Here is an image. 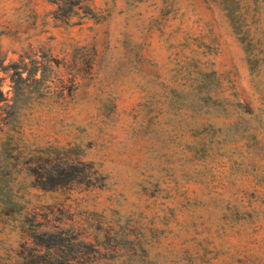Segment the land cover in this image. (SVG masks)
I'll return each mask as SVG.
<instances>
[{"label": "rangeland", "instance_id": "374dc122", "mask_svg": "<svg viewBox=\"0 0 264 264\" xmlns=\"http://www.w3.org/2000/svg\"><path fill=\"white\" fill-rule=\"evenodd\" d=\"M55 228L264 264V0H0V264Z\"/></svg>", "mask_w": 264, "mask_h": 264}, {"label": "trees", "instance_id": "16d2710c", "mask_svg": "<svg viewBox=\"0 0 264 264\" xmlns=\"http://www.w3.org/2000/svg\"><path fill=\"white\" fill-rule=\"evenodd\" d=\"M29 241L17 264H98L101 252L71 229L55 228L29 232Z\"/></svg>", "mask_w": 264, "mask_h": 264}]
</instances>
